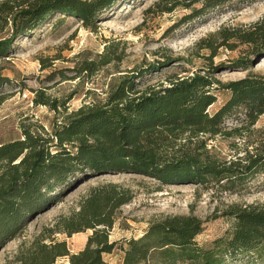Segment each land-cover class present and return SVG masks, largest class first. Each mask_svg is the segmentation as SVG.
<instances>
[{"label":"trees","instance_id":"obj_1","mask_svg":"<svg viewBox=\"0 0 264 264\" xmlns=\"http://www.w3.org/2000/svg\"><path fill=\"white\" fill-rule=\"evenodd\" d=\"M120 1L0 0V58L8 56L16 37L31 33L55 12L62 15L59 22L75 16L95 28L100 13ZM196 48L210 50L212 60L224 48L236 54L219 63L212 61L204 72L197 70L193 75L176 76L160 88L141 90L142 75L161 65L149 64L123 77L103 104L83 106L65 123H57L53 137L27 128L23 139L0 144V249L34 216L60 201L73 186L69 177L77 171L137 173L165 185L214 182L227 190L264 173V139L254 152L246 150L234 161L209 155L207 142L199 140L201 134H222L232 116L242 113L254 124L264 114V73L250 71L225 82L215 77L224 70H251L264 58V16L249 25L210 32ZM4 81L0 71V85ZM219 92H226L227 98L211 112ZM50 146L57 147L56 151ZM61 184H67L66 189L58 190ZM90 191L80 209L59 228L69 236L92 228L86 246L71 252L66 240L53 238L52 230L49 241L37 239L30 249L18 253L20 264H53L61 257H67L69 264H110L104 255L113 252L118 242L110 240L109 230L134 193L112 181ZM226 215L235 219L233 229L229 236L217 239L214 248L196 241L204 227L202 218L182 214L154 221L142 236L122 247V264H140L156 252L167 264H229L245 256L247 264H264V205L232 204Z\"/></svg>","mask_w":264,"mask_h":264},{"label":"rangeland","instance_id":"obj_2","mask_svg":"<svg viewBox=\"0 0 264 264\" xmlns=\"http://www.w3.org/2000/svg\"><path fill=\"white\" fill-rule=\"evenodd\" d=\"M123 0L100 13L96 27H89L80 18L55 12L31 33L18 36L12 50L0 58V71L5 80L0 85V144L24 138L29 128L46 138L53 137V128L83 106L105 102L118 82L142 71L149 64L161 65L149 69L139 80V89L160 88L176 76L193 75L236 53L221 49L209 58L210 50L197 49V43L223 26L249 25L263 18L264 0ZM176 7L172 11L165 8ZM201 10V11H198ZM198 12H201L198 14ZM250 71L264 73V58L251 70H224L215 73L222 81L237 80ZM219 98L209 111L215 112L227 98ZM47 102V103H45ZM57 106V107H56ZM56 107V108H55ZM224 132L200 135L207 142L209 155L222 161H234L255 151L264 139V114L254 124L238 114L226 120ZM197 139L193 145H196ZM56 151L57 147L50 146ZM88 173V175H85ZM116 182L130 188L134 197L118 211L115 224L109 230L110 240L117 241L113 252L104 255L110 264H122L127 241L138 238L154 221L172 215H195L204 221L196 241L205 248H214L215 241L227 237L235 219L226 215L232 204L264 205V173L249 177L235 187L225 189L210 184H162L142 174H93L77 171L68 179L73 186L55 202L33 217L13 240L0 249V264H20L19 252L34 245L37 239L66 240L71 252L83 249L93 229L77 231L69 236L63 230V220L80 209L90 190ZM61 184L57 189H66ZM245 259L229 264H247ZM245 261V262H244ZM53 264H69L67 257ZM140 264H167L158 252ZM177 264H191L188 261Z\"/></svg>","mask_w":264,"mask_h":264}]
</instances>
